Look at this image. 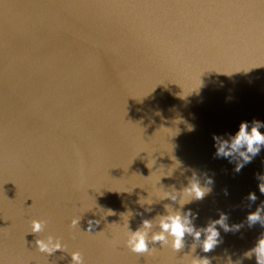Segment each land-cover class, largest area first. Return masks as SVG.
Wrapping results in <instances>:
<instances>
[{"label": "water", "instance_id": "95a60500", "mask_svg": "<svg viewBox=\"0 0 264 264\" xmlns=\"http://www.w3.org/2000/svg\"><path fill=\"white\" fill-rule=\"evenodd\" d=\"M253 121L264 0H0V264H72L76 251L84 264H256L244 253L264 234V213L247 220L264 205V146L236 172L242 159L213 139ZM188 212L196 230L221 215L230 230L217 225L207 253L203 232L179 251L152 243L161 217ZM138 229L143 255L126 247ZM48 236L65 247L40 253Z\"/></svg>", "mask_w": 264, "mask_h": 264}, {"label": "clouds", "instance_id": "9594fccd", "mask_svg": "<svg viewBox=\"0 0 264 264\" xmlns=\"http://www.w3.org/2000/svg\"><path fill=\"white\" fill-rule=\"evenodd\" d=\"M264 127V124L253 121L252 127L249 130V124L242 122L239 126V131L235 135H229L228 140H223L221 137L214 136L213 139L216 141L214 145L217 148V156H223L225 158L238 156L242 159L243 163H238L235 171L239 172L244 164L249 163L253 157H255L261 150V146H264V134L261 133L260 129ZM194 129L189 128V131ZM264 163V161H262ZM257 179L264 181V175L257 174ZM186 193L193 196L195 199H203L205 191L200 187L198 183L193 182L189 188L185 189ZM259 191L264 194V182L259 184ZM175 199V197H172ZM255 194H250L249 199L252 201L256 200ZM264 213V205L258 207L256 212L248 215L247 220L249 224H255L261 221V214ZM191 212H188L181 216L179 213L176 215H168L161 217L160 219V231L153 233L151 241L153 244L160 243L164 244L167 242L168 237H172V248L175 251H179L184 247V241L186 235H191L195 240H200L201 233L203 232L205 238L202 242V250L207 253L212 251L220 240L219 231H217V225H220L227 232L229 231L228 225L225 223L226 217L221 215L219 220L210 221L206 228L196 230L191 225L189 216H192ZM195 218V217H193ZM80 222L79 218H74L71 221L70 227H75ZM43 220H32L30 227L33 234L40 233L43 231L45 226ZM98 221H89L88 232H91L94 225ZM264 226V223L261 224ZM151 222L145 220L143 222V228H150ZM238 227V226H236ZM53 237L48 236L47 239H36L35 245L40 253L52 254L53 252L61 250L65 245H62L59 239L53 242ZM126 247L137 255H143L149 253V242L147 240V233L140 229L136 230L130 235L126 241ZM255 256L256 264H264V234H261L260 238L256 241L255 246L248 252L244 253V257L251 259ZM72 264H84V258L79 251L73 252L71 255ZM192 264H210L208 259H194Z\"/></svg>", "mask_w": 264, "mask_h": 264}]
</instances>
